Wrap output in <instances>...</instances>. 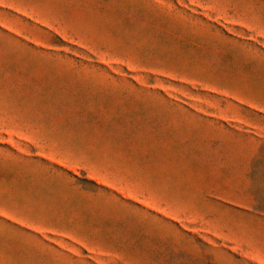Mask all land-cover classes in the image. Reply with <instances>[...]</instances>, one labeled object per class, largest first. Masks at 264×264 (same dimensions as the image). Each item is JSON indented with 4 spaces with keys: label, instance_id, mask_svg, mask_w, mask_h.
Listing matches in <instances>:
<instances>
[{
    "label": "rangeland",
    "instance_id": "rangeland-1",
    "mask_svg": "<svg viewBox=\"0 0 264 264\" xmlns=\"http://www.w3.org/2000/svg\"><path fill=\"white\" fill-rule=\"evenodd\" d=\"M0 264H264V0H0Z\"/></svg>",
    "mask_w": 264,
    "mask_h": 264
}]
</instances>
